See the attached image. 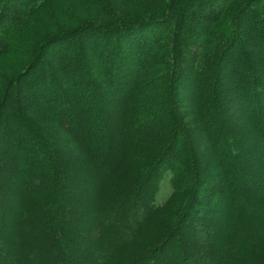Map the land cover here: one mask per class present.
Returning a JSON list of instances; mask_svg holds the SVG:
<instances>
[{
    "label": "trees",
    "instance_id": "1",
    "mask_svg": "<svg viewBox=\"0 0 264 264\" xmlns=\"http://www.w3.org/2000/svg\"><path fill=\"white\" fill-rule=\"evenodd\" d=\"M92 3L0 0V264H264V0Z\"/></svg>",
    "mask_w": 264,
    "mask_h": 264
},
{
    "label": "rangeland",
    "instance_id": "2",
    "mask_svg": "<svg viewBox=\"0 0 264 264\" xmlns=\"http://www.w3.org/2000/svg\"><path fill=\"white\" fill-rule=\"evenodd\" d=\"M81 6L86 8L84 11H91V8L93 9L92 0H81ZM252 159L250 160L251 162H253ZM262 174L264 175V173L261 172L260 174L261 177L258 175L259 177H256V179H253L252 181L256 182V184L260 183L261 180L264 178ZM169 194H170V187H169L168 179H165L163 182H161L160 189L157 194V204H161L166 199V197H168Z\"/></svg>",
    "mask_w": 264,
    "mask_h": 264
}]
</instances>
